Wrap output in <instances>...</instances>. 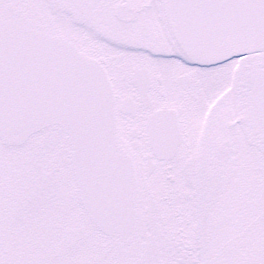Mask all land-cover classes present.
<instances>
[{"label":"snow or ice","instance_id":"snow-or-ice-1","mask_svg":"<svg viewBox=\"0 0 264 264\" xmlns=\"http://www.w3.org/2000/svg\"><path fill=\"white\" fill-rule=\"evenodd\" d=\"M0 264H264V0H0Z\"/></svg>","mask_w":264,"mask_h":264}]
</instances>
